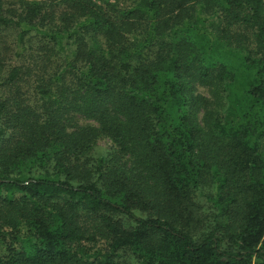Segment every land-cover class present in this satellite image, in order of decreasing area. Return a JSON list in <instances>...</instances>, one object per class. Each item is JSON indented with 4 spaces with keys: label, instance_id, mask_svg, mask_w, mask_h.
<instances>
[{
    "label": "trees",
    "instance_id": "1",
    "mask_svg": "<svg viewBox=\"0 0 264 264\" xmlns=\"http://www.w3.org/2000/svg\"><path fill=\"white\" fill-rule=\"evenodd\" d=\"M3 1L0 264H264V0Z\"/></svg>",
    "mask_w": 264,
    "mask_h": 264
},
{
    "label": "rangeland",
    "instance_id": "2",
    "mask_svg": "<svg viewBox=\"0 0 264 264\" xmlns=\"http://www.w3.org/2000/svg\"><path fill=\"white\" fill-rule=\"evenodd\" d=\"M60 1L61 0H4L1 16L5 20L18 22L26 16L28 7L30 8L31 6L35 5L39 6L41 14H43V12H46L45 14H47L48 10L52 8L55 9L53 11L56 15H58V9H56L54 6ZM94 2H97V4L102 6V8L105 10H107L108 6L110 5H114V7L117 9H124L130 5V2H124L122 0H108V5L105 3V0H95ZM18 30L19 29L17 26L0 25V71L4 76L11 67L22 65L23 61L28 62V57L23 59L22 57L14 55ZM37 40L38 39L36 38L33 39V37H28L26 38L25 43L27 46L35 49L38 45ZM195 90L199 95L206 97L208 95V90L203 87L195 86ZM77 122L80 124H87V122L83 121L82 119H79ZM97 147L98 151L100 150V152H107L110 151L111 143L106 139H99L97 141ZM3 253L4 252L1 250L0 254Z\"/></svg>",
    "mask_w": 264,
    "mask_h": 264
}]
</instances>
